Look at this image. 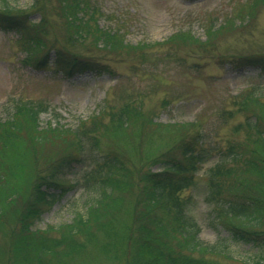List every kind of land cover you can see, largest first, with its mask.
<instances>
[{"label":"trees","instance_id":"16d2710c","mask_svg":"<svg viewBox=\"0 0 264 264\" xmlns=\"http://www.w3.org/2000/svg\"><path fill=\"white\" fill-rule=\"evenodd\" d=\"M263 3L251 0L246 12L230 14L219 23L211 19L205 26V39L189 30L175 32L166 40L172 47L166 56L184 63L180 48L199 55L213 53L217 39L249 24ZM59 10L76 30L70 37L73 43H89L117 56H148L143 45L126 42L121 29L100 25L103 13L94 0H60ZM43 29L25 9L6 1L0 6V30L18 35L28 65L53 69L69 79L108 71L97 59L57 46L51 61L49 52L43 50L47 47ZM223 60L236 68L254 67L264 73V50L226 53ZM226 100L218 119L225 124L234 121L224 148L207 143L209 135L198 120L157 122L137 97L103 108L75 128L41 126V115L51 109L46 102L16 103L12 113L0 119V229L5 217L12 216L15 222L8 264H76L89 253L112 257L120 264H232L217 259L230 257L228 244L200 240V226L190 214V197L183 195L197 185L203 165L213 157L217 161L206 174L204 201L213 207L227 240L261 250L259 260L242 264H264V87L252 85ZM170 103L168 99L161 102L163 107ZM164 130L170 138L162 150L145 163L130 164L128 153L141 151L146 139L151 142L159 135L154 132ZM102 138L112 139L117 148L106 150ZM43 141L61 142L67 151L49 163L48 175L28 176L29 158L23 146L27 144L35 156L36 146ZM77 162L86 167L84 184L96 194L95 199L71 222L34 231L42 207L55 203L52 187L60 186L67 193V188L76 185L64 184L57 174ZM24 185L31 186L28 195Z\"/></svg>","mask_w":264,"mask_h":264},{"label":"rangeland","instance_id":"374dc122","mask_svg":"<svg viewBox=\"0 0 264 264\" xmlns=\"http://www.w3.org/2000/svg\"><path fill=\"white\" fill-rule=\"evenodd\" d=\"M5 1L25 9L35 23L42 25L47 43L43 50L49 52L51 61L55 58L53 47L57 46L97 59L109 72L80 73L69 79L55 74L53 69H37L26 62L27 54L20 47L18 35L0 30V119L7 118L16 103L46 102L51 109L41 115V126L62 124L75 128L103 108L120 106L137 97L143 100L144 110L154 113L157 122L198 120L209 135L207 143L224 148L234 120L226 124L219 121V108L227 105L226 99L231 93L252 85L264 87V73L259 69L236 68L221 61L226 53L247 54L264 50V3L260 4L255 19L249 24L221 35L213 53L199 55L190 49L180 48L186 60L179 63L174 57L166 56L172 50L166 43L168 37L179 30H189L205 39V26L211 19L215 18L219 23L230 14L246 12L251 0H94L103 13L100 25L121 29L126 42L143 45V51L148 55L146 59L134 53L117 56L89 43L82 45L80 41L73 43L70 37L76 30L73 31L71 24L61 16L60 0H0V6ZM163 99L171 103L163 107ZM147 129L152 131L151 126ZM154 133L159 135H155L151 142L146 139L141 151L128 153L130 164L145 163L150 156L162 150L170 138L165 130ZM101 141L106 150L117 148L112 139L102 138ZM27 147V144L23 146L29 158L28 176L36 172L48 175L49 163L67 151L61 142L43 141L36 146L39 149L35 156ZM119 147L122 149L121 145ZM216 161L217 158L213 157L205 163L197 185L183 194L190 197V214L200 226L199 238L203 243L228 244L226 253L230 257H217L219 261L254 263L260 259L261 250L250 244L227 240V233L214 218L213 207L204 201L206 174ZM157 168L153 167L154 170ZM85 171L86 167L77 162L56 175L64 184L76 185L67 188V193L60 186L52 187L50 192L57 196L55 203L42 207L43 213L33 224L34 231L69 223L77 213L86 212L96 194L84 184ZM23 188L27 195L32 191L30 185ZM4 220L5 229L4 225L0 229V264H8L14 243L11 232L14 219L11 216ZM77 260L76 264H120L100 253H89L83 261Z\"/></svg>","mask_w":264,"mask_h":264}]
</instances>
